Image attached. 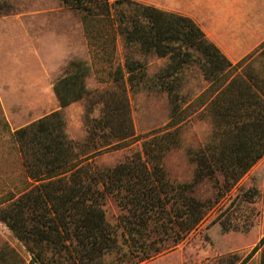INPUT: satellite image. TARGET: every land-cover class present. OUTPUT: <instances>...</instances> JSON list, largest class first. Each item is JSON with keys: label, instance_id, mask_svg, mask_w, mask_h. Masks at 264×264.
<instances>
[{"label": "trees", "instance_id": "16d2710c", "mask_svg": "<svg viewBox=\"0 0 264 264\" xmlns=\"http://www.w3.org/2000/svg\"><path fill=\"white\" fill-rule=\"evenodd\" d=\"M62 2L83 13L88 24L113 23V16L128 52L133 48L170 60L149 80L145 65L127 57L125 73L115 72L117 93L104 92L91 101V108L103 103V115L91 120L89 143L81 147L82 153L90 146L121 147L135 140L125 77L132 92L156 84L167 91L173 100L170 127L176 125L187 110L182 109L184 97L175 90L178 75L192 64H198L211 81L199 98L200 113L210 118L214 133L209 143L190 153L193 180L179 183L168 178L162 165L165 154L179 146V127L153 135L130 160L101 170L80 157L67 137L61 110L52 112L14 132L27 175L36 184L0 207V221L27 248L29 264H142L168 249L171 240L173 244L185 240L264 158V71H236L253 53L233 66L188 16L132 0ZM7 8L0 4V16ZM259 48L264 57V43ZM87 73L83 61L74 59L66 65L54 86L61 107L91 95ZM207 179L217 195L204 201L193 193ZM248 193L249 200L259 190L253 187ZM108 198L121 210L115 224L107 218ZM222 226L218 231L233 235ZM261 248L264 264V237L253 253Z\"/></svg>", "mask_w": 264, "mask_h": 264}, {"label": "rangeland", "instance_id": "374dc122", "mask_svg": "<svg viewBox=\"0 0 264 264\" xmlns=\"http://www.w3.org/2000/svg\"><path fill=\"white\" fill-rule=\"evenodd\" d=\"M132 1L192 18L214 44L216 26L224 21L242 24L249 31L261 29L257 36L263 42L259 47L264 43V0ZM0 4L8 7L0 16V207L36 184L27 175L14 132L58 110L65 117L67 137L76 145L80 157L101 170L130 160L153 135L179 127V146L165 154L162 165L171 181L193 180L195 164L190 153L209 143L214 133L210 118L200 113L203 102L199 97L211 81L206 80L198 64L185 67L178 75L179 85L175 90L184 97L182 109L187 110L176 125L170 127L173 100L167 91L156 84L132 92L125 77L123 85L127 89L135 140L121 147L90 146L82 153L81 147L89 143L91 120L103 115V103L91 108V101L104 92L117 93L115 72L121 69L125 73L127 57L145 65L149 80L162 73L169 58L144 55L133 48L128 52L116 31L113 16V23L104 20L88 24L83 13L62 0H0ZM237 38L247 40V34H237ZM259 47L250 53L252 56L246 62L261 53ZM74 59L87 66L85 83L91 95L61 107L54 86L66 65ZM256 59L252 66L259 71V61H264V57L259 54ZM253 187L259 193L248 200V192ZM193 194L204 201L213 200L217 189L207 179L195 187ZM105 210L109 222L115 224L121 210L112 198H108ZM222 225L229 227L233 235L218 231ZM263 237L264 159L207 212L200 226L185 240L178 244L171 240L168 249L142 264H261L262 248L256 253L253 249ZM30 261L27 248L0 221V264H29Z\"/></svg>", "mask_w": 264, "mask_h": 264}, {"label": "crops", "instance_id": "0c3cea01", "mask_svg": "<svg viewBox=\"0 0 264 264\" xmlns=\"http://www.w3.org/2000/svg\"><path fill=\"white\" fill-rule=\"evenodd\" d=\"M257 28L258 27H256V29ZM259 33H261V29L260 31L255 29L249 31V29H247V27L242 24L239 25V23L232 21H224L218 23L216 26L215 36L213 39L221 51L227 56L232 65L235 66L250 53L255 51L263 42L262 37L257 36ZM237 34H247V40L244 38H237ZM255 35L257 37H255ZM259 54L250 59V61L246 62L239 71H243V69H246V71H257L254 69L252 64L258 61L256 58L259 56ZM263 66L264 61L260 60L259 71H262Z\"/></svg>", "mask_w": 264, "mask_h": 264}]
</instances>
